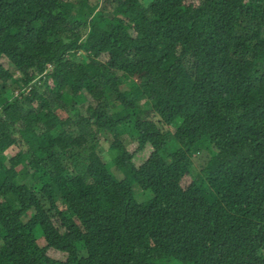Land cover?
<instances>
[{
    "label": "trees",
    "instance_id": "obj_1",
    "mask_svg": "<svg viewBox=\"0 0 264 264\" xmlns=\"http://www.w3.org/2000/svg\"><path fill=\"white\" fill-rule=\"evenodd\" d=\"M0 264H264V0H0Z\"/></svg>",
    "mask_w": 264,
    "mask_h": 264
},
{
    "label": "rangeland",
    "instance_id": "obj_2",
    "mask_svg": "<svg viewBox=\"0 0 264 264\" xmlns=\"http://www.w3.org/2000/svg\"><path fill=\"white\" fill-rule=\"evenodd\" d=\"M99 0H89V4L91 5H95L98 3ZM145 4H149L151 3L153 0H142ZM106 58H103V61H105ZM3 64L5 65V67H8L9 68V63H7V61L3 60L2 61ZM102 70L104 72H108L110 71V68L106 65V64H103V68ZM14 75L15 76H19L20 73L19 72H14ZM41 78V76H37V79H35L34 82H38L39 79ZM42 81H40L41 83ZM17 90H15L14 94H16ZM9 96H13V93H10L8 94ZM7 95V96H8ZM87 106V105H86ZM61 116L63 118H65L67 115L65 113H61ZM102 148H103V152H102V156H103V159L104 161L106 162H109L110 164H114V159H115V155H114V152L110 149L109 147V144L108 143H102ZM125 146L127 149L131 150L132 152L136 151V146L135 144L133 143V141H131L128 137H126V141H125ZM19 149L17 147H13L11 148L8 152H7V158L9 159L10 161V165H19L20 163V159L19 157H17V153H18ZM151 149L148 147L144 150V152H142L141 154L138 155V157L135 159L136 161V164L138 166H144L149 160H151ZM197 165L200 164V159H197ZM194 177L190 176L187 180L185 179L184 180V183L183 185L186 186L188 185L192 180H193ZM18 194L20 196L22 195H25L28 193V188L26 186V183H24V181H21L20 183V187L18 188ZM137 193L140 197L139 201L140 202H143L145 200H141V199H148V197L150 196L149 194H145L144 192H142V190H137ZM44 240V239H43ZM84 247V244L81 243L79 244V248H83ZM59 258L61 257L58 256Z\"/></svg>",
    "mask_w": 264,
    "mask_h": 264
}]
</instances>
